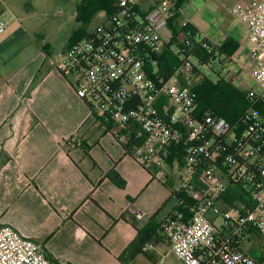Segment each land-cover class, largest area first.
Returning <instances> with one entry per match:
<instances>
[{
	"label": "crops",
	"instance_id": "obj_1",
	"mask_svg": "<svg viewBox=\"0 0 264 264\" xmlns=\"http://www.w3.org/2000/svg\"><path fill=\"white\" fill-rule=\"evenodd\" d=\"M189 1L179 9L182 24L215 45L227 39L238 44L226 58L235 69L226 79L249 75L256 61L248 55L246 26L238 39L207 34L193 21ZM147 2L140 0L141 7ZM23 6L0 1V20L6 24L0 36V225L38 243L58 264H122L120 257L129 253L131 261L152 258L159 244L170 253L164 224L177 207L170 175L183 161L156 168L125 154L120 138L128 134L117 137L118 126L101 116L93 119L74 94V78L55 63L78 23L60 42L52 18H30ZM164 35H171L168 25ZM75 140L80 144L71 148ZM139 235H150L144 243L151 245L149 252L133 246Z\"/></svg>",
	"mask_w": 264,
	"mask_h": 264
},
{
	"label": "built area",
	"instance_id": "obj_2",
	"mask_svg": "<svg viewBox=\"0 0 264 264\" xmlns=\"http://www.w3.org/2000/svg\"><path fill=\"white\" fill-rule=\"evenodd\" d=\"M1 1V0H0ZM117 0L109 16L87 35L57 53L55 63L74 78V94L90 111L121 129H130L132 157L143 166L162 168L183 141L185 176L172 192L185 193L190 215L174 211L165 222L170 253L182 264H261L241 249L252 231L264 241V0H249L229 10L248 30L249 73L260 92L241 86L249 107L234 124L211 112L196 115L189 87L177 82L178 68L167 80L150 74L152 55L163 47L171 1ZM6 24L0 20V36ZM185 44H188L185 40ZM187 65L188 62H186ZM70 143V142H69ZM79 140L72 141L71 148ZM199 174L207 185L197 188ZM229 187L241 197L228 199ZM220 217V228L214 226ZM142 250L149 252L151 245ZM0 264H58L35 241L0 225Z\"/></svg>",
	"mask_w": 264,
	"mask_h": 264
},
{
	"label": "trees",
	"instance_id": "obj_3",
	"mask_svg": "<svg viewBox=\"0 0 264 264\" xmlns=\"http://www.w3.org/2000/svg\"><path fill=\"white\" fill-rule=\"evenodd\" d=\"M186 2H188V0H171L172 15L168 19V27L171 32V42L170 44L167 43L165 48L162 47L161 54L152 55L154 65L150 64L148 67V72H150V74H156L164 80L169 79L174 72L181 67L182 60L179 59L180 56H182L186 62H188V58H191L198 65L206 66L215 60L220 61L222 58L231 57L238 48V44L231 39L225 40L220 45H215L209 40L201 38L192 25H189L188 23L180 25L179 9ZM116 3L117 0H81L77 6V15L75 17L78 27L74 32L70 45L83 39L87 35V32L91 29V23L95 15L104 13L109 16L112 14L115 10ZM178 37H182L181 42L178 41ZM185 40H187L188 44H185ZM172 44H175L176 53L169 50ZM188 64L191 68L189 73L199 76V71L190 62H188ZM57 68L61 72H64L60 66H57ZM190 76V74L186 76L181 75L178 77V81L181 86L190 88L197 104L196 115H201L204 112H211L216 116L225 119L227 122L234 124L238 121L241 114L249 107L250 104L246 98L245 92L242 91L240 87H235L224 75H219L215 80L202 76L200 81L193 86L190 83ZM256 108L261 111L264 117V110L260 106H256ZM92 118L98 119L94 114L92 115ZM123 134H128V137L123 138V140L120 138L122 149L125 154L132 156L134 147L139 144V141L134 140V134L130 129L124 130L119 128V132L116 136L121 137ZM178 146L177 150L173 149L171 152L173 155L168 158V162L173 159H177L179 162L182 161L183 141ZM192 184L198 189L207 185L204 178H201L199 174H196L193 177ZM228 193L229 195L227 198L229 200L241 197V193L238 192L237 188L229 187ZM175 198L177 200L175 211L183 213L186 219L190 215L189 209L192 206L193 201L187 197L185 193H181L175 196ZM150 235H139L134 241L133 246L138 247V250L141 252L144 243L150 239ZM257 237L258 235L256 232L252 231V238L254 239ZM245 243L243 242L240 246L244 252H246L244 250ZM133 256V253L127 254V258ZM125 257L126 255H122L120 260L123 261ZM255 260L261 264L264 262V244L261 256Z\"/></svg>",
	"mask_w": 264,
	"mask_h": 264
},
{
	"label": "rangeland",
	"instance_id": "obj_4",
	"mask_svg": "<svg viewBox=\"0 0 264 264\" xmlns=\"http://www.w3.org/2000/svg\"><path fill=\"white\" fill-rule=\"evenodd\" d=\"M81 0H17V4H21L23 7L26 8L28 12L27 14L30 18H37L44 17V18H52L53 24H55L57 27L59 26V29L57 35L59 36V41L63 42L64 39L69 35L70 30L72 29V25L75 23V17L77 15V6ZM168 1V0H167ZM171 1V0H169ZM189 1V0H188ZM220 1V0H219ZM236 2H228L226 0H221V2H216V0H208L205 2V0H190L189 5H191V9L196 12V16L194 18V22L199 25V27L203 28L205 33L209 34L212 31L215 33H224L229 34L230 37L238 39L237 37L238 33L243 34L245 24L239 20L237 16H233L229 10L231 8H237V7H243L247 3L246 1L242 0H235ZM191 2V3H190ZM196 2V4L194 3ZM204 2V3H203ZM12 4V3H10ZM15 5H12V8ZM11 9V8H10ZM215 9V10H214ZM10 11H6V16L9 18ZM26 15V16H27ZM55 18V19H54ZM102 16L101 14L95 15L92 23L91 28H93L95 25H97L101 20ZM179 19V24L181 25L183 22ZM233 28V29H231ZM231 29V30H230ZM60 30V31H59ZM179 42L182 41V37L177 38ZM167 41L168 44L171 42V35H168L165 38V35L163 37L162 41ZM243 46L248 47L247 44L242 43ZM163 48H165V45H163ZM162 48V49H163ZM170 51L176 53V47L175 44H172L170 46ZM162 51L160 52V54ZM180 60H182V69L179 71L178 77L181 75H188L191 76V85L197 84L201 77H208L213 80L217 78V74L220 76L225 75L228 71L229 72H235L233 64L229 61H227L226 58H222L220 61L215 60L214 62H211L209 65L201 66L198 65L195 61H193L191 58H188V62H190L198 71L199 76L195 75L190 72V66L187 65L186 60L183 59L182 56L179 57ZM240 79L242 80H231L227 78L228 81H230L235 87H241V86H247L254 91L260 92L259 87L251 81L248 73L242 72L239 74ZM177 77V82L179 84ZM180 85V84H179ZM240 85V86H239ZM171 176V182L174 187H177L180 180L183 179L185 176L184 170L180 167H175V169L172 171ZM176 198H174V202H176ZM222 225V219L218 217L215 220L214 226L216 228H220ZM263 244L264 241L257 237L254 238L252 241H249L245 243L244 250L254 259H258L261 256V253L263 252ZM121 261V260H120ZM122 264H176L179 263L176 258L171 254L168 253V248L166 244H159L157 247V250L154 253V256L150 258L148 255H141L137 259H134L133 261L125 258L123 261H121ZM264 264V262L262 263Z\"/></svg>",
	"mask_w": 264,
	"mask_h": 264
}]
</instances>
